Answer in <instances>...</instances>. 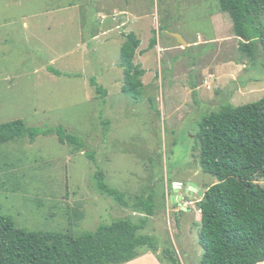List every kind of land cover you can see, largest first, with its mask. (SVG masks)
Segmentation results:
<instances>
[{
    "label": "rangeland",
    "instance_id": "obj_1",
    "mask_svg": "<svg viewBox=\"0 0 264 264\" xmlns=\"http://www.w3.org/2000/svg\"><path fill=\"white\" fill-rule=\"evenodd\" d=\"M217 6L209 0H0V125L63 127L87 144L79 151L51 134L33 144L0 145V217L28 232L75 235L125 219L142 226L140 233L160 250L175 251L181 264H201V199L178 201L171 183L188 178L187 170L198 174L204 191L216 183L200 170L194 151L199 114L264 98V58L252 64L242 56L229 18L230 33L213 24ZM173 32L197 45L151 48L152 40L178 47L164 43ZM131 33L141 40L135 63L146 71L140 101L123 92L121 48ZM215 37L235 39L214 44ZM50 67L73 77L55 76ZM97 172L129 204L154 195V216L102 195ZM257 183L264 187V179ZM127 264L161 263L142 250Z\"/></svg>",
    "mask_w": 264,
    "mask_h": 264
},
{
    "label": "trees",
    "instance_id": "obj_2",
    "mask_svg": "<svg viewBox=\"0 0 264 264\" xmlns=\"http://www.w3.org/2000/svg\"><path fill=\"white\" fill-rule=\"evenodd\" d=\"M220 11L233 23L240 41V52L255 64L264 58V0H217ZM141 41L135 33L126 36L121 48L124 72L123 92L136 101L143 97L145 72L134 64ZM157 44L151 41V48ZM262 54L260 58L259 54ZM58 77L72 78L54 68ZM91 86L103 97L105 91L95 79ZM193 98L196 104L195 92ZM194 134L199 151L198 165L216 183L205 191L200 211L199 245L203 250L201 264L264 263V98L246 105L226 104L219 110L204 113ZM55 134L60 143L77 150L87 147L80 137L63 127L41 129L19 120L0 125V145L27 139L34 143L40 136ZM89 158L92 156L87 154ZM97 190L136 213L153 217L155 196L126 201V195L112 188L105 176H94ZM142 226L120 219L100 226L94 232L80 235L58 232H28L16 227L12 219L0 217V264H127L141 255L153 252L161 264H181L177 253L160 250L152 237L140 233Z\"/></svg>",
    "mask_w": 264,
    "mask_h": 264
},
{
    "label": "crops",
    "instance_id": "obj_3",
    "mask_svg": "<svg viewBox=\"0 0 264 264\" xmlns=\"http://www.w3.org/2000/svg\"><path fill=\"white\" fill-rule=\"evenodd\" d=\"M204 1V0H203ZM207 1V0H206ZM210 2H215V4H216V2H217V0H209ZM219 4V3H218ZM210 17H211V19H212V22H213V24L215 25V26H217L219 29H224L225 31H229V33L231 32V29H230V22H229V16L227 15V14H225V13H223V12H221L220 11V7H218L217 6V9H215L214 11H212L211 13H210ZM229 18V19H228ZM231 21V20H230ZM164 32H166V30L164 29ZM174 33H178V32H173V34ZM166 35L168 36V37H166L165 36V40H164V43H169V40H174L175 41V43H177V45H178V47H175V46H171V45H165V46H163V45H159L158 43L156 44V46H158V49L160 50V51H165V52H172V51H175L177 48H179V50H181V51H184V50H186L187 48H189L190 46H196L197 45V43H194V44H190L186 39V41L185 42H187V45L186 46H183V45H181L179 42H177L176 41V39H175V37L172 35V34H168V33H166ZM136 36H137V34H136ZM138 37V36H137ZM139 38V37H138ZM235 39V38H234ZM234 39H232L231 40V38H229V37H226V38H221L220 39V41H218L219 39H218V37H215L214 38V40L213 41H211L212 43H214V44H219V42H222L221 40H224V41H226V40H230V41H232V42H234ZM140 40V39H139ZM237 41H241L239 38H237L236 39ZM141 41V40H140ZM125 43V42H124ZM155 46V47H156ZM155 47H153V48H155ZM152 48V49H153ZM140 49H142L141 48V44H140V47H139V49H138V51H137V54H136V56H135V59L138 57L139 58V50ZM144 57V56H143ZM142 57V58H143ZM135 59H134V64L135 65H137V66H140L141 68H142V70L145 72V75H146V71L143 69V67L141 66V65H138V64H136L135 63ZM140 59V58H139ZM145 75H144V77H145ZM143 77V78H144ZM143 78H142V83H143ZM144 85V84H143ZM264 264V263H263Z\"/></svg>",
    "mask_w": 264,
    "mask_h": 264
},
{
    "label": "flooded vegetation",
    "instance_id": "obj_4",
    "mask_svg": "<svg viewBox=\"0 0 264 264\" xmlns=\"http://www.w3.org/2000/svg\"><path fill=\"white\" fill-rule=\"evenodd\" d=\"M202 114H199V116H201ZM194 137V136H193ZM191 173H193V171L191 170H187L186 171V174L188 176V178L184 179V180H178V179H174V181L171 183L172 185V189L174 191V193H176V196L175 198L178 200V201H184L187 199H194V196H197L199 197L201 200H203L202 197H200L198 195V191L199 190H202L204 192V195H205V191L202 189V186L200 185V183L195 179V177L198 175V174H193V176H191ZM185 174V175H186ZM193 185L196 186L197 188V191L196 192H193L191 191V188L193 187ZM180 194V195H179ZM189 202L190 203V206H193L195 205V203L190 200ZM200 203V201L198 203H196V205H198ZM180 206H182L181 203H179ZM185 209L183 206H182V210ZM184 211V210H183ZM191 211V208H189L187 210V213ZM186 212H181L180 214H185ZM181 218V217H180Z\"/></svg>",
    "mask_w": 264,
    "mask_h": 264
},
{
    "label": "water",
    "instance_id": "obj_5",
    "mask_svg": "<svg viewBox=\"0 0 264 264\" xmlns=\"http://www.w3.org/2000/svg\"><path fill=\"white\" fill-rule=\"evenodd\" d=\"M172 35L175 37V39H177V41L181 45H183V46H186L187 45V43L182 39V37L180 35H178V34H172ZM191 191H193V192H196L197 191V188H196L195 185H193V187L191 188ZM198 195L205 200V195H204V192L202 190H199L198 191Z\"/></svg>",
    "mask_w": 264,
    "mask_h": 264
}]
</instances>
